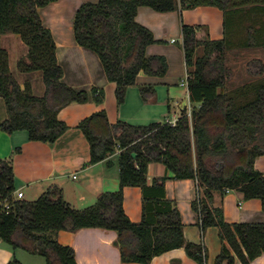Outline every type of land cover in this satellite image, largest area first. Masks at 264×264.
Instances as JSON below:
<instances>
[{
  "label": "trees",
  "instance_id": "obj_1",
  "mask_svg": "<svg viewBox=\"0 0 264 264\" xmlns=\"http://www.w3.org/2000/svg\"><path fill=\"white\" fill-rule=\"evenodd\" d=\"M56 1L0 0V36H20L28 53L18 62L19 71L41 72L46 86L42 97L33 94L30 83L21 86L10 70L8 52L0 47V99L7 112L0 127L10 135L27 132L29 141L50 145L69 130L59 119L61 110L89 102L87 92L63 81L56 41L39 12ZM203 6L223 12L224 37L211 40L207 27L182 23L191 113L185 110L175 125L111 124L105 111L81 121L78 128L89 142L92 165L120 151L119 191L102 194L95 205L83 210L66 202L59 188L34 202L18 200L13 160H0L2 242L13 250L43 256L47 264H77L74 248L61 244L59 233L99 228L117 233L115 243L123 264H150L182 248L196 263L209 264L203 238L215 228L221 249L213 264H235L236 257L242 264H252L264 254V223H228L223 205L214 204L216 194L223 200L227 192L239 191L245 200H260L264 211V174L255 169V161L264 156V65L256 80L233 86L230 61L233 51L264 48V0H99L80 6L74 37L79 46L98 55L108 81L117 86L118 103L123 104L140 74L164 77L169 70L165 57L146 54L157 41L151 30L136 21L139 9L182 13ZM92 93L95 103L104 102L102 90ZM141 94L150 102L155 90L142 86ZM152 163L163 165L167 173L149 184ZM185 179L197 183L192 208L200 217L199 243L186 239L181 213L166 193L168 180ZM126 187L141 189L139 223L125 213ZM8 264L22 263L14 258Z\"/></svg>",
  "mask_w": 264,
  "mask_h": 264
},
{
  "label": "crops",
  "instance_id": "obj_2",
  "mask_svg": "<svg viewBox=\"0 0 264 264\" xmlns=\"http://www.w3.org/2000/svg\"><path fill=\"white\" fill-rule=\"evenodd\" d=\"M98 2L99 0H57L39 9L43 24L52 31L56 41L57 60L64 70L63 81L76 91L87 92L89 102L74 103L61 110L59 119L69 126V130L52 145L31 142L28 133L24 131L10 135L0 127V160H13L16 193L23 192L26 201L28 196L37 200L45 192L59 188L66 202L83 210L95 205L102 194L119 191L120 151L105 161L92 165L89 142L78 128L80 122L96 112L105 111L111 124L124 121L136 126L151 123L175 125L185 110L190 114L193 109L188 88L181 84L188 75L181 46L182 23L207 27L211 40H221L224 37V16L218 8L203 6L184 10L182 13H159L150 8H140L136 21L151 30L157 41L147 47L146 54L148 57H165L169 70L164 77L140 74L136 84L128 88L125 102L119 104L116 97L117 86L108 81L98 55L79 46L74 37V18L80 6ZM0 47L8 52L9 67L18 83L21 86L30 83L36 97L44 96L46 86L42 73H23L18 69V62L28 53V47L20 36L12 33L1 35ZM142 86L154 88L155 97L152 101L143 100ZM93 89L104 92L105 100L102 104L95 103ZM184 101H187V106L182 111ZM6 119L7 112L3 102L0 103V124ZM16 149H20V152H16ZM255 169L264 174V156L255 161ZM166 173L163 165L150 164L149 184H152L155 177L165 176ZM166 193L181 213L186 239L189 242H201L200 217L192 208V203L197 198L196 181L168 180ZM214 204L223 205L228 223H264L261 201L245 200L244 194L239 191L227 192L223 200L216 194ZM123 206L130 220L139 223L142 220L141 189L126 187ZM57 238L61 244L74 248L77 264H123L115 243L117 233L114 231L85 228L74 233L60 232ZM203 241L209 252V264H213L221 249L217 229H208ZM14 258L18 259L16 250L0 240V264H8ZM150 264L198 263L190 259L182 248L158 256ZM235 264H242L237 257ZM252 264H264V254Z\"/></svg>",
  "mask_w": 264,
  "mask_h": 264
},
{
  "label": "rangeland",
  "instance_id": "obj_3",
  "mask_svg": "<svg viewBox=\"0 0 264 264\" xmlns=\"http://www.w3.org/2000/svg\"><path fill=\"white\" fill-rule=\"evenodd\" d=\"M230 61L234 67L233 86L252 82L258 78V73L264 65V48L233 51L230 55ZM3 102L0 99V103ZM27 198L29 202L36 200L31 199L30 196ZM16 255L23 264H47L45 257L30 254L22 249L16 250Z\"/></svg>",
  "mask_w": 264,
  "mask_h": 264
},
{
  "label": "built area",
  "instance_id": "obj_4",
  "mask_svg": "<svg viewBox=\"0 0 264 264\" xmlns=\"http://www.w3.org/2000/svg\"><path fill=\"white\" fill-rule=\"evenodd\" d=\"M181 84H182V86H185L188 88V75H187L186 79ZM15 196L18 200H23L25 197L23 192L15 193Z\"/></svg>",
  "mask_w": 264,
  "mask_h": 264
},
{
  "label": "water",
  "instance_id": "obj_5",
  "mask_svg": "<svg viewBox=\"0 0 264 264\" xmlns=\"http://www.w3.org/2000/svg\"><path fill=\"white\" fill-rule=\"evenodd\" d=\"M186 106H187V101H184V103H183V105H182V107H181V108H182V111L185 110ZM133 156L135 157L136 154H133Z\"/></svg>",
  "mask_w": 264,
  "mask_h": 264
}]
</instances>
